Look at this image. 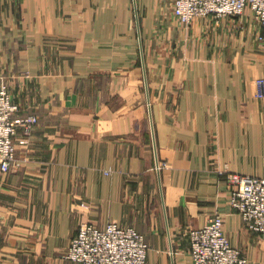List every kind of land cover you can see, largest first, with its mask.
Returning <instances> with one entry per match:
<instances>
[{"label":"crops","instance_id":"0c3cea01","mask_svg":"<svg viewBox=\"0 0 264 264\" xmlns=\"http://www.w3.org/2000/svg\"><path fill=\"white\" fill-rule=\"evenodd\" d=\"M173 3L0 0V85L39 117L0 170V264H77L63 253L80 225L110 222L145 236L147 264H193L188 231L216 214L264 264L227 181L264 178L259 23L248 9L185 27Z\"/></svg>","mask_w":264,"mask_h":264},{"label":"built area","instance_id":"2783aa9c","mask_svg":"<svg viewBox=\"0 0 264 264\" xmlns=\"http://www.w3.org/2000/svg\"><path fill=\"white\" fill-rule=\"evenodd\" d=\"M250 10L260 26L258 42L264 44V0H174L173 13L185 27L199 17L217 20L241 17ZM256 96L264 99V79H257ZM7 85L0 86V170L8 173L19 166L15 138L27 145L39 124L35 114L18 116ZM161 165L155 167L160 170ZM231 186L229 204L241 215L245 227L264 239V178L238 173L227 175ZM223 215L212 216L207 224L188 231L193 264H248L243 251L232 246L224 230ZM149 244L133 227L110 222L104 228L80 225L63 258L77 264H147Z\"/></svg>","mask_w":264,"mask_h":264},{"label":"rangeland","instance_id":"374dc122","mask_svg":"<svg viewBox=\"0 0 264 264\" xmlns=\"http://www.w3.org/2000/svg\"><path fill=\"white\" fill-rule=\"evenodd\" d=\"M2 85H5V84H1L0 86H2ZM19 107V106H18ZM32 136V135H31ZM31 138V137H30ZM18 138L16 137L15 138V142H16V145H18L19 144V139H20V137H19V139L17 140ZM29 141H30V139H29ZM18 158V157H17Z\"/></svg>","mask_w":264,"mask_h":264}]
</instances>
